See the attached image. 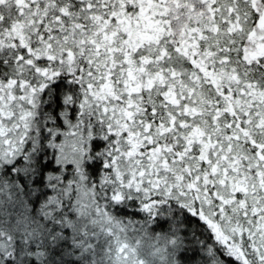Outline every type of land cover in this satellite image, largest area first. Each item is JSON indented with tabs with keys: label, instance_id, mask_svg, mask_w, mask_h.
I'll list each match as a JSON object with an SVG mask.
<instances>
[{
	"label": "snow or ice",
	"instance_id": "obj_1",
	"mask_svg": "<svg viewBox=\"0 0 264 264\" xmlns=\"http://www.w3.org/2000/svg\"><path fill=\"white\" fill-rule=\"evenodd\" d=\"M0 264H264V0H0Z\"/></svg>",
	"mask_w": 264,
	"mask_h": 264
}]
</instances>
